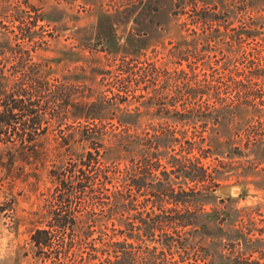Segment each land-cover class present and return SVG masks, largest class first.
Instances as JSON below:
<instances>
[{
	"label": "trees",
	"instance_id": "1",
	"mask_svg": "<svg viewBox=\"0 0 264 264\" xmlns=\"http://www.w3.org/2000/svg\"><path fill=\"white\" fill-rule=\"evenodd\" d=\"M173 2L187 13V37L159 67L123 61L115 70L82 68L52 83L49 65L24 62L31 49L2 33L0 57L8 62L14 55L22 72L11 81L0 68V160L19 162L24 175L50 167L55 188L62 189L53 197L64 207L47 209L46 226L30 237L44 262L197 264L199 257L190 262L189 256L204 215L198 198L219 185L216 169L204 160L222 136L223 143L244 139L245 148L264 139L243 125L264 115V15L257 14L264 0ZM30 11L36 15L26 23ZM0 13L23 41L33 40L44 18L27 0L0 4ZM213 48L222 52L228 72L200 79L197 69H211L206 52ZM235 62L248 64V70H228ZM114 71L117 91L86 85ZM140 82L146 87L138 93L127 91L128 84ZM151 109L182 125H138ZM47 117L76 124L59 129L60 141L52 145L43 135L50 128L42 124ZM113 119L117 125L104 123ZM209 124L213 133L206 135Z\"/></svg>",
	"mask_w": 264,
	"mask_h": 264
},
{
	"label": "rangeland",
	"instance_id": "2",
	"mask_svg": "<svg viewBox=\"0 0 264 264\" xmlns=\"http://www.w3.org/2000/svg\"><path fill=\"white\" fill-rule=\"evenodd\" d=\"M20 1L24 0H0V4L9 2L14 6ZM173 1L27 0L44 17L34 27L35 37L23 41L19 29L0 13V43L5 40L3 33L12 44L28 46L31 57L24 62L49 65L52 83L78 74L82 68L87 72L96 67L115 70L123 61L139 67L153 63L159 67L183 37H187L184 31L187 13L174 7ZM233 1L245 3L247 0ZM22 7L28 9L25 4ZM184 11L187 12V7ZM257 14L264 15V10ZM29 15L31 17L24 19L26 23L34 21L36 12L30 11ZM207 52L211 69H197L198 78L203 79L204 74L208 78L211 75L224 77L228 71L222 68L225 61L222 52L218 48ZM16 62L12 54L8 62L0 57V68L11 74V81L22 72ZM182 66L188 70L185 60ZM235 68L247 71L248 64L235 62L228 70ZM87 74L92 79V75ZM112 74L104 77L99 74L95 81L88 80L86 85L107 94L117 91L121 88L119 75L116 71ZM142 87H146L144 82L138 86L128 84L126 89L138 93ZM46 123L50 128L43 135H46L45 142L52 145L60 141L59 129L68 131L76 124L53 121L49 117L43 120V126ZM104 123L118 124L117 119ZM139 124L141 127L182 125L168 116L155 114L153 109L141 117ZM246 124L251 130L264 134V115L244 121L243 125ZM210 127L211 124L206 135L213 133ZM221 141L222 144L213 146L210 156L204 160L210 164V169H216L219 185L198 198L203 204L204 215L199 218L200 231L192 241L195 247L189 256L190 262L197 255V264H264V139L247 148L243 146L244 139L240 141L238 137L223 143L222 136ZM69 157L67 161L71 162ZM19 166V162L0 160V264H55L53 260L44 262L41 259L30 237L35 229L46 226L47 209L56 211L64 207L53 197L62 189L55 188L50 167L24 175ZM70 207H75L74 199Z\"/></svg>",
	"mask_w": 264,
	"mask_h": 264
}]
</instances>
